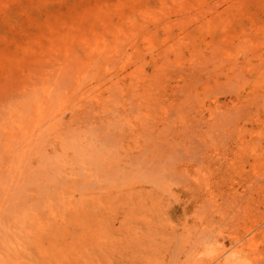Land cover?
Returning <instances> with one entry per match:
<instances>
[{
	"label": "rangeland",
	"instance_id": "374dc122",
	"mask_svg": "<svg viewBox=\"0 0 264 264\" xmlns=\"http://www.w3.org/2000/svg\"><path fill=\"white\" fill-rule=\"evenodd\" d=\"M0 264H264V0H0Z\"/></svg>",
	"mask_w": 264,
	"mask_h": 264
},
{
	"label": "bare ground",
	"instance_id": "6f19581e",
	"mask_svg": "<svg viewBox=\"0 0 264 264\" xmlns=\"http://www.w3.org/2000/svg\"><path fill=\"white\" fill-rule=\"evenodd\" d=\"M229 254V253H228ZM237 257V256H236Z\"/></svg>",
	"mask_w": 264,
	"mask_h": 264
}]
</instances>
